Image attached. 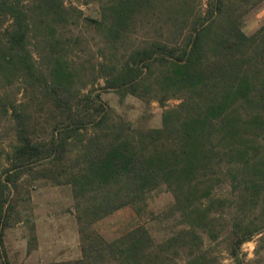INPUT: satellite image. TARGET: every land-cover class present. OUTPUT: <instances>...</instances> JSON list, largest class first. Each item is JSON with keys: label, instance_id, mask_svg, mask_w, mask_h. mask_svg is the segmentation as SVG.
<instances>
[{"label": "trees", "instance_id": "trees-1", "mask_svg": "<svg viewBox=\"0 0 264 264\" xmlns=\"http://www.w3.org/2000/svg\"><path fill=\"white\" fill-rule=\"evenodd\" d=\"M89 3L86 16L66 0H0V264H13L6 230L30 224L35 246L37 183L71 188L79 235L78 259L45 264H221L211 245L238 260L256 237L264 264V24L243 29L264 0ZM107 91L157 102L161 126L117 118ZM161 191L175 219L163 240L94 228L124 207L140 217Z\"/></svg>", "mask_w": 264, "mask_h": 264}, {"label": "rangeland", "instance_id": "rangeland-1", "mask_svg": "<svg viewBox=\"0 0 264 264\" xmlns=\"http://www.w3.org/2000/svg\"><path fill=\"white\" fill-rule=\"evenodd\" d=\"M78 5L86 16L94 15L97 6L91 0H66ZM88 3V5H85ZM264 24V4L247 13L244 17V32L254 33ZM101 100L114 115L130 122L136 128H159L163 109L157 102L146 105L132 96L121 98L115 91L101 94ZM178 103L170 100L165 108ZM2 134V145L9 143L12 135L6 122ZM3 142V143H2ZM29 202L25 205L35 226V246L27 253L31 242L30 224H18L5 231L4 246L13 264H45L57 261L75 260L80 257L78 227L74 215V198L69 186H51L42 183L26 187ZM147 208L138 217L131 207H124L112 216L98 222L94 228L106 239L119 237L137 226L148 229L159 242L173 231L175 219L166 214L173 205V197L168 192H158L146 201ZM173 229V230H172ZM258 237L241 247L238 260L230 257L227 243L217 242L211 250L218 256L221 264H254ZM178 262V261H177ZM179 263V262H178Z\"/></svg>", "mask_w": 264, "mask_h": 264}]
</instances>
